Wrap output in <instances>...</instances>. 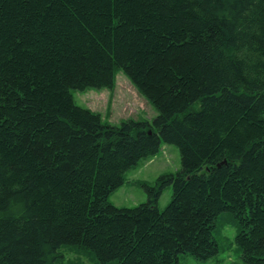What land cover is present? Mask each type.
<instances>
[{
	"label": "trees",
	"instance_id": "trees-1",
	"mask_svg": "<svg viewBox=\"0 0 264 264\" xmlns=\"http://www.w3.org/2000/svg\"><path fill=\"white\" fill-rule=\"evenodd\" d=\"M119 70L151 121L74 103ZM162 144L180 170L111 204ZM221 218L243 264H264V0H0V264H56L63 246L99 264L206 260Z\"/></svg>",
	"mask_w": 264,
	"mask_h": 264
},
{
	"label": "rangeland",
	"instance_id": "rangeland-1",
	"mask_svg": "<svg viewBox=\"0 0 264 264\" xmlns=\"http://www.w3.org/2000/svg\"><path fill=\"white\" fill-rule=\"evenodd\" d=\"M71 93L77 106L98 113L101 120L110 126H118L120 122L129 119L151 121L157 115L120 70L115 75L112 89L73 90ZM180 168L178 149L174 145L162 144L154 157L142 160L136 168L125 174L124 184L110 195L109 202L120 208H133L145 203L147 195L142 185L153 186L160 175L174 174ZM171 194V187L163 190L158 200L160 210L168 205ZM221 221L222 218L218 220V232H215L220 246L219 253L206 260L182 254L178 257V264H243L233 241L235 229L230 224L220 226ZM59 252L62 257L56 264H99L87 252L76 247L63 246Z\"/></svg>",
	"mask_w": 264,
	"mask_h": 264
}]
</instances>
